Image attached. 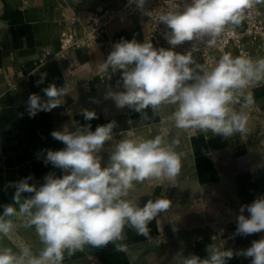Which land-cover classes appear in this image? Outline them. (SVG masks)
<instances>
[{"label":"clouds","instance_id":"1","mask_svg":"<svg viewBox=\"0 0 264 264\" xmlns=\"http://www.w3.org/2000/svg\"><path fill=\"white\" fill-rule=\"evenodd\" d=\"M135 3L144 10L146 0ZM260 3L264 0L173 2L159 15L158 23L170 29L164 35L171 46L196 40L213 47L228 28L242 24L245 10ZM196 50L194 46L182 54L173 48H155L151 40L122 38L99 67L105 72L120 70L125 91H109L105 98H111L119 109L127 106L137 113L175 105L170 119L179 129L210 131L225 138L246 134L249 114L245 109L255 104L249 89L264 82V58L225 52L208 67L194 60L192 52ZM41 82L43 76L38 81ZM43 92L46 101L35 93L29 96L30 117L61 106L69 94V86L58 88L50 84ZM234 105H240V110H235ZM82 115L87 121L98 118L95 111L87 109ZM115 127L113 121L97 126L95 131L89 124L75 131L65 128L51 132L66 147L46 150L44 162L70 174L62 178L46 175L38 188L29 183L31 177L15 182L14 204L4 205L0 214V234L7 236L12 231L13 221L8 218H23L25 227L35 228L43 248L34 254L28 245L19 252L0 247V264H63L65 252L72 255L83 251L85 246L100 248L109 243H114L118 252H126L128 246L121 243L126 226L158 245V240L150 237L148 225L168 211L172 201L158 197L140 207L126 197L136 183L175 180L182 167V154L174 150L179 141L169 144L161 135L152 139H121L115 143L107 165L102 167L98 153L106 142L113 140ZM23 193L34 195L24 197ZM245 208L250 217L243 214ZM239 211L234 235L264 231V196L241 206ZM207 252V258L192 254L183 259V264H227L234 255L252 257L251 264H264V238L235 253L213 245L207 247Z\"/></svg>","mask_w":264,"mask_h":264},{"label":"crops","instance_id":"2","mask_svg":"<svg viewBox=\"0 0 264 264\" xmlns=\"http://www.w3.org/2000/svg\"><path fill=\"white\" fill-rule=\"evenodd\" d=\"M76 2L0 0V214L4 205L14 204L15 182L31 177L29 183L38 188L46 175L62 178L70 174L44 162L46 150L66 147L51 136L53 130L75 131L90 124L95 131L97 126L114 121L113 140L106 142L98 153L102 167L107 165L115 143L121 139H152L161 135L169 144L179 141L174 150L182 154V167L175 180L136 183L126 197L140 207L158 197L172 201L171 208L148 225L150 237L159 243L156 245L126 226L121 241L128 246L126 252H118L114 243L100 248L85 246L83 251L72 255L65 252L63 264H183V259L192 254L207 258L213 229L230 225L236 232L240 207L264 196V82L254 86L258 113L245 109L249 114L247 133L228 138L210 131L176 128L170 119L175 105H161L156 111L148 108L145 113H137L127 106L119 109L111 98H105L111 91L110 85L93 77L103 56L99 50L71 51L68 57L74 67L70 73L64 61L39 64L41 48L58 52L67 5L77 7L83 14L98 13L114 6L116 0H88L83 5ZM260 11L264 24V5ZM114 26L118 29L110 32L122 29L117 24L110 28ZM237 28L241 31L242 25ZM123 32L130 40L143 42L148 29L132 18ZM226 52L235 55L233 48ZM254 57L264 58V51H255ZM18 75L23 79H18ZM42 76L43 82L38 83ZM85 82L89 91L81 87ZM50 84L58 88L67 84L69 94L61 106L30 117L29 96L35 93L46 101L43 89ZM233 107L240 110V105ZM85 109L95 111L98 118L85 120L82 115ZM22 195L30 197L34 193ZM243 214L250 217L246 208ZM8 219L13 221V229L7 236L0 234V247L19 252L28 245L38 254L43 244L35 228L25 227L23 218ZM259 234L251 235L252 242ZM244 237L235 235L238 241Z\"/></svg>","mask_w":264,"mask_h":264},{"label":"built area","instance_id":"3","mask_svg":"<svg viewBox=\"0 0 264 264\" xmlns=\"http://www.w3.org/2000/svg\"><path fill=\"white\" fill-rule=\"evenodd\" d=\"M61 1L68 3L73 0ZM87 1L77 0L76 3L83 5ZM173 2L183 4L190 3L191 0H146L144 10L137 8L135 0L131 3L130 0H116L114 6L104 8L98 13L88 14H83L77 7L73 9L67 5V14H64L62 18L63 28L58 40V52L53 53L47 48H41L39 50V64L43 65L51 60L64 61L67 63L66 70L70 73L74 67V62H71L68 57L71 51L96 49L103 56L94 70L93 77L101 83H108L113 92L125 91L122 74H119V70L112 71L110 69L105 72L100 70L99 65L106 60L116 42L122 38L130 40L123 31L132 18H137L140 25L148 29L143 42L151 40L153 45L157 47L173 48L174 51L182 54L191 51L195 46L197 50L192 52L194 60L208 67L213 66L229 48L234 49L235 55L233 56H238L244 52L253 59H255V51H264V24L261 22L262 12L260 11V6L264 3L256 4L251 9L245 10L241 31L237 27L234 29L230 27L217 38L215 46L208 47L203 42L196 40L184 42L177 46L168 44L164 34L170 32V29L163 23H158V17L167 11ZM147 11L152 12L151 15H146L145 12ZM114 24L121 26L122 29L117 32H110L109 28ZM17 78L23 79V76L18 75ZM254 86L249 89L253 96ZM81 87L83 90L89 91L87 82L83 83ZM248 111L252 114L258 113L256 100L254 106Z\"/></svg>","mask_w":264,"mask_h":264},{"label":"rangeland","instance_id":"4","mask_svg":"<svg viewBox=\"0 0 264 264\" xmlns=\"http://www.w3.org/2000/svg\"><path fill=\"white\" fill-rule=\"evenodd\" d=\"M118 26L110 28V31L117 30ZM147 31V30H146ZM144 31V34L145 32ZM259 237L254 239V241L264 238V231L259 232ZM235 230L230 225H225L224 227L213 229V240L212 245L221 249H231L233 252H238L240 250H246L252 244V234L245 235L243 240H237L235 238ZM252 257H244L234 255L232 259L227 261V264H251Z\"/></svg>","mask_w":264,"mask_h":264}]
</instances>
